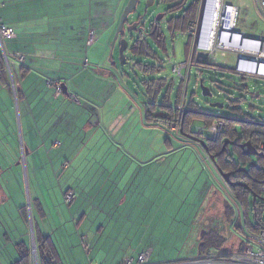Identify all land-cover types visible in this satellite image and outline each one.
<instances>
[{
	"label": "rangeland",
	"instance_id": "374dc122",
	"mask_svg": "<svg viewBox=\"0 0 264 264\" xmlns=\"http://www.w3.org/2000/svg\"><path fill=\"white\" fill-rule=\"evenodd\" d=\"M62 1L66 5H70V2L74 1L77 5L79 2L77 5L79 9H76V11L74 10V12H72L73 15L70 14L72 16H70L68 20L62 22L58 21L56 23L59 24L64 22L65 24H69V31L67 30V27H63L65 30L64 33L69 36L70 43L73 45V49H69L68 51H70L69 53L73 54L74 57L79 58V63L82 64L83 68L85 67L88 69L87 71L89 73L94 74L90 76V79H86V76L83 73L74 76L76 68L72 66L68 67L66 65L63 67L60 66V63H62L61 58L49 59L48 56V59L45 56L42 58V61L46 62L43 66L45 74H49L51 72L55 73V70L57 69L59 70L58 74H61V70L67 71L68 69L74 70V73L68 75L65 73L67 78H70L69 85L67 86L70 98H63L64 106L58 116L60 120L53 125L56 128V131L47 130L45 124L43 122L40 123L39 115L35 111L31 114H27L24 110H22L20 114L17 113V128L15 131L13 130L15 128H13L12 132H15L14 135L17 139L18 145H26L30 149L33 154L30 156L33 157V159L28 158L29 155L24 153L23 150L20 164L7 169V173L1 174L0 182L3 186L4 182H9L10 186L14 189L19 188L21 184L24 194L25 191L28 193V196H25L28 204L30 192L28 180L25 174L27 173V170L28 172L30 171L31 176H33L34 171L32 169L38 167V170L42 171V173L52 176L55 173V170L57 171V168H59L57 166L56 169L53 168L54 163L52 158H59V154H63L68 150L72 154L69 156V160H73L71 170L75 171L80 179L84 175L83 180H85L86 175H88L87 170H89L90 174L94 173L91 172V170H100L103 166L110 170L108 167L109 160H112L111 157H114V152L120 148L122 149V152L120 153H125V155L127 154L128 158H125L128 162H122L123 166L128 167H125L124 169L119 168L120 171L118 170L119 173L117 175L127 174L128 176H131L135 174V169L138 166L136 163L129 162L131 155L139 157L144 155V157H148L149 159L155 156L168 157L170 154L177 155L176 157L160 159L156 157L155 159L157 160L154 161L151 164L152 166H149L150 168L148 167V169L160 170L167 169V166L170 164L183 165L188 162V158L186 157L193 155V152L190 150L192 146L189 148L185 144H182L174 133L172 134L165 129H160V127H156L152 130L150 128L149 131L141 130L142 125L140 124V108L142 107L146 112L145 107L150 108L154 103L152 101H155V96H153L154 94L152 95L149 91L148 83H150L153 78L158 79L162 75L151 74V77H146L140 70L135 68V64L132 62V58L134 56L132 53L134 43H131V36L133 34L136 35V33L129 32V27H131L136 20L140 18H143V22L146 21V25L149 26L152 20L156 21L158 16L164 14L160 20V24L164 27L165 31L163 36L166 39L165 48L168 50L167 55H164V75L169 79H174L177 85L182 82L181 78L184 77L183 86L185 91L187 90V102L194 100L203 112L212 113L216 116L236 118L239 120L252 119L254 122L264 123V78L249 74L244 75L228 70L218 71L203 69L196 66L191 67L189 64V50L193 46L194 39L179 32L174 37L173 33L171 34V32H169V27L167 26V23H169L168 20L175 19L176 21L178 16L180 17L183 13L181 11H174L165 14V11L171 5L169 2L167 3L164 0H154V2L150 0H140L137 10L129 15L127 24L125 25V38L129 40L130 45L128 50L125 52L127 62L122 64L120 41L121 39H124L123 36H121L120 41H118L115 45H113V43L115 35L120 27V21L124 10L131 0H128L121 15L117 19V27L116 25L110 27L109 21H113L114 18L109 19L108 13H110L112 8L107 7L106 9H101L104 11V15L101 19H104L106 23L108 22L110 30L104 32L103 29H96L95 42L92 45H86L85 47H82V43L85 42V27H88L89 24L93 26L100 18V10L95 8L97 3H94V8L90 12L87 5L85 3L84 4L86 6L82 4V1ZM196 1H199V4L201 2V0H186L184 3L185 9H196ZM224 1L226 4L237 5L239 7L236 30L238 32L245 33V35L249 38L258 39L264 42V19L260 16L256 0ZM115 3L116 0H106L105 4L114 5ZM65 10L70 9L67 7ZM98 11L99 14L97 17ZM90 21H93V23H89ZM56 27L58 28L57 24ZM54 28L52 29L54 30ZM208 34L209 30L207 29L206 37H208ZM59 36L60 34L50 35L47 38H52L53 40H56L57 44L59 43L60 45H63V41L62 39H59L61 38ZM17 37L18 39L16 40V44H20L22 39H25L26 42L30 41L33 43V39H35V36L32 38L30 35L19 34ZM45 37L46 36H44V38ZM75 40L81 43L76 45L74 44ZM151 44L154 45L155 42L153 41ZM13 45L14 44L12 43L7 44V49L9 51L12 50ZM105 45L107 46L105 47ZM78 46L80 48L77 49ZM73 51H77V54ZM218 56L219 59L217 61L220 65H227L229 68L235 67L234 55L228 54L226 56H222V52H219ZM101 60L104 66H108L113 69L114 75L112 73V75L109 74V71L101 73L102 69L100 70L97 66H94L95 62L99 63ZM183 64H187L188 68H184L182 70L183 77H181L174 69L176 67L179 69ZM201 80L204 81L205 87L209 88L213 92L214 96L212 98L203 95V90L200 88ZM245 84L247 85L246 89H244ZM43 86H45V84ZM177 89L178 86L172 94V106H175L176 104ZM247 92L250 93L248 94ZM158 99L162 100V94L161 97H158ZM234 99L238 101L237 110H233L234 105L231 100ZM212 104H222L223 107H215L212 106ZM21 106L23 107V103ZM70 106L79 109L78 119H76L73 112H69L71 111L68 110V107ZM158 111L159 113H163L161 108H158ZM26 118L29 119L31 123L32 128H30V130L27 129ZM94 118H96L98 122V125L95 127L96 130L88 131L85 129L86 120H90L89 123H92ZM114 124L117 126L116 130L118 131V137L112 135L110 136L109 134L110 126H114ZM121 125L122 127H120ZM193 125L194 127L199 128L202 125L201 120L196 119L195 122H193ZM96 132L98 133L95 136ZM106 133L107 136L104 135ZM123 137H126L125 140H123ZM136 138L140 139L135 144L130 145L129 139L135 141ZM167 138H169V140ZM45 142H47V145ZM52 143H57V148H53ZM170 144H172V146H170ZM178 149L181 150L177 151ZM193 149L195 150V147ZM196 152L201 158V167L202 164H209L211 167V163L213 164V162H211V160H207V153L202 148L196 149ZM50 154H52V156ZM105 154H108L110 157L107 162L104 160V163L100 164L99 162V164H97L93 161L95 156L100 157ZM89 157H92V161L89 160ZM178 157L179 162L175 161ZM255 158L253 159L254 163H257ZM203 159H206V164L203 162ZM180 160H182V162H180ZM23 161L26 162L25 165ZM191 162L192 161L190 160V163ZM10 164L13 165L14 163L10 162ZM66 165L68 166V162ZM179 168L183 169L182 167ZM137 169H139V167ZM200 170L202 169L200 168ZM83 171L86 172L83 173ZM118 171L114 172L117 173ZM204 171H207L209 176L212 177L207 168ZM101 173L102 172H99L98 175ZM9 176L11 178H8ZM218 177L221 178V182H223V178L221 176ZM204 179L207 180L208 177L206 178L205 174H201L199 179L200 183L193 189H189L188 187L184 188V186H182L180 193H178L179 196H176L181 198H176L177 201L174 204L166 205L171 207H165L159 211V219L161 220V223L168 224L166 226H159L158 233L160 234V241L154 244V254L150 256L151 262L159 263L183 260L196 257L201 252L202 254L212 255L224 254V252L232 254L241 250V243L239 240H243L242 237L238 234L232 236L228 232L229 227H231L230 229L233 231L231 232L232 234H235L237 229L234 222L230 223L231 225L229 224L226 209H224L225 212L221 213V206H217L213 202L209 201L206 203L202 202V199L205 198V192L202 191ZM113 180L114 178H111V182ZM47 183H45V189H43V202L47 204V208L51 207L52 209L54 206V210L59 216L58 220L53 221V225L49 227V233L56 230V227H60V231L58 233L56 231L55 236L57 238L62 236V234H65L66 236L67 231L72 229L74 224L78 222L85 212V215H88V211L80 209L76 210L75 207L79 206L80 203V206L90 207V202L94 201L98 194H96L95 198H92L94 195L85 194V191L89 189L78 187L79 189L76 193L75 191H67L68 193L66 192L62 198V193L57 192L56 189V195L50 188L47 187ZM7 185L8 183L6 186ZM53 186L60 189L58 179H55ZM48 189L50 190L48 191ZM176 190L177 192L179 190L178 183L176 184ZM72 193H75L74 200L72 199L73 201H67L66 194ZM219 194L221 195V192H219ZM112 196L116 197L117 195L114 194ZM212 197L214 201H218L220 196L216 194L212 195ZM197 198H199L198 201H196ZM62 199L64 203L63 205L59 204V202H62ZM179 200H182V203L179 204ZM97 202L98 200L95 201V203ZM234 206L236 209V205ZM51 209L49 208V210ZM119 212L120 211H115L118 217ZM61 213L64 215L62 221L60 218ZM90 213L92 214L85 219L83 224L86 225L88 224V221H93L96 216H100L97 214L96 210L90 211ZM29 222H32V218L31 221L29 219ZM85 225L81 226L82 230L85 228ZM14 229L15 237L13 238H17L19 240L22 239V241L32 245V238L29 234V227H27L26 222L16 225ZM249 229H251V227ZM208 232L209 234L206 235ZM67 239L68 237L66 236V241ZM69 242L71 245L70 240ZM1 245L5 247L4 250L6 251L7 245L5 243H1ZM59 245L60 247H63L62 243ZM201 245H205L206 247L201 249ZM30 247L31 246H29V248ZM4 250L3 252H5ZM69 251L70 249L66 247L67 255L69 254ZM0 263L9 264L5 258H3V261L0 260Z\"/></svg>",
	"mask_w": 264,
	"mask_h": 264
},
{
	"label": "crops",
	"instance_id": "0c3cea01",
	"mask_svg": "<svg viewBox=\"0 0 264 264\" xmlns=\"http://www.w3.org/2000/svg\"><path fill=\"white\" fill-rule=\"evenodd\" d=\"M77 1H82V4L85 3L90 12L94 8V3L96 2L97 5L95 8L100 10V14L99 11L97 12V17L98 14L100 15L99 21H96L93 26L89 24L88 27H85V42L82 43V47L87 45L90 31L95 32L96 29H103L104 32H107L110 30L111 26L116 25L117 27V19L128 2V0H116L114 5H106V0ZM85 4L84 6H86ZM77 5L75 1L70 2V5H66L62 0H0V24L4 23L13 27L17 36H19V34L30 35L32 38L35 36L33 43L30 41L26 42L25 39H22L20 44H16L18 37H16L15 41L7 43L14 44L12 50H10L13 57L10 59L13 62V77L20 87V98L17 100L15 99V92L7 86V78L5 77L4 80L3 78H0V175L7 173V169L20 164L23 152L22 147L25 148L24 153L29 155L28 158L33 159V157L30 156L32 154L30 149L26 145H18L17 139L14 135L15 132H12L13 128H15L13 129L14 131L17 128V113L20 114L21 111L24 110L27 114H31L35 111L39 115L40 123L43 122L47 130L56 131V128L53 125L60 120L58 116L64 106L63 98H69L70 96V94L64 93L63 84L65 83L67 86L69 85L70 78H67L65 73L67 75L72 74L74 73V70H61V74H58L59 70L57 69L55 70V73L51 72L45 74L43 66L46 62H43L42 58L44 56L47 59L48 57L49 59L61 58L62 63H60V66L63 67L66 65L68 67L72 66L76 68L74 76L83 73L86 76V79H90V76L94 74L89 73L87 71L88 69L82 67V64L79 63V58H76L73 54L69 53L70 51L68 50H72L73 45H71L69 36L64 33L65 30L63 28L67 27V30L69 31V24H65L64 22L59 24L56 23L58 21L62 22L68 20L69 17L73 15L72 12L79 9ZM67 7H69L71 11L65 10ZM107 7L112 8L110 13H108L109 19L114 18L113 21H109L110 27L108 22L106 23L104 19H101L104 15V11L102 10ZM89 23H93V21H90ZM56 24L58 25V28L56 27ZM52 28H54V30ZM59 34V37H61L59 39H62L63 45H60L59 43L57 44L56 40H53L52 38H47L50 35ZM44 36L46 37L44 38ZM79 43L81 42L76 40L74 42L76 45H79ZM106 46L107 45H105V47ZM78 48L80 47L78 46L77 49ZM191 49L189 51V57L191 56ZM73 52H76L75 54H77V51ZM21 54L24 55V59L22 60L20 57H17V55L21 56ZM94 66H97L100 70L102 69L101 73L109 71V74L112 73L114 75L113 69L104 66L102 60L99 63L95 62ZM7 74L10 83L9 71H7ZM145 76L147 77V75ZM44 84L45 86H43ZM58 85L61 86V91H58ZM22 103L23 107L21 106ZM145 108L146 112L142 107L140 108L141 130L149 131L150 128L152 130L156 127H160L159 124L150 123L146 119L148 108ZM68 110H71L69 112L74 113L76 119L79 118L78 108L70 106L68 107ZM199 120H201L202 123L200 127H203L205 121L202 119ZM26 121L27 129L30 130V128H32L31 123L27 118ZM89 122L90 120H86L85 129L88 131L96 130L95 127L98 125L96 118H94L92 123ZM120 127H122V125ZM116 128V124L110 126V136L118 137V131ZM196 128L198 127H194V129ZM98 132H96L95 136ZM104 135L107 136V133ZM125 138L126 137H123V140H125ZM139 139L140 138H136L135 141L129 139L130 145L135 144ZM177 139L189 148L192 146L190 150L193 152V155L186 157L188 158L187 163H184L183 165L170 164L167 166V169L164 170L148 169V167H151V164L157 160L155 159L156 157L160 159L176 157L177 155L170 154L168 157L155 156L150 159L144 157V155L142 157L131 155L129 162L136 163L139 167V169L136 167L135 174L131 176H128L127 174L117 175L120 171L119 168L124 169L125 167H128L123 166L122 162H128L126 160L128 158L127 154L120 153L122 152L121 148H118L119 150L114 152V157H111L112 160H109L108 167L110 170L104 166L101 167V171L98 169L91 170V172H94L93 174H90L89 170H87L88 175L85 177L87 180H83L84 175L80 179L78 174L71 170L73 161L69 160V156L72 155L71 152L68 150L63 154L61 153L59 154V158H52L54 163L53 168L56 169V166L59 167L57 168V171L55 170V175L48 176L38 170V167L32 169L34 171L33 176H31V172H28V170V175L25 173L30 192L29 204L25 199V196H28V193L25 191L24 194V190L20 183V187L14 189L10 186L9 182H4V186L0 182V247L1 243L7 245V250L1 255L0 260L3 261V258H5L10 264L12 260L19 258L15 247L16 244L15 242L13 243V241L17 239L13 238L15 237L14 227L23 222H26L27 227H29V225L32 224V222H29V219L31 221V218H34L36 222L37 237L44 240L47 239L48 243L53 242L54 249L57 252L60 261L59 264H121L126 259H133L136 261L139 254L144 251H150L151 255H153L154 244L160 241V234L158 233L159 226H166L168 224L161 223V220L159 219V211L165 207H171L166 205L174 204L177 201L176 198H181L176 196H179L178 193H180L182 186H184V188L188 187L189 189L196 187L200 183L199 179L201 174H205L206 178L208 177L207 180L204 179L202 186V191L205 192V198L202 199V202L206 203L209 201L217 206H221V213L225 212L224 209H226L229 224L234 222L237 229V232L232 234L231 232L233 231H231V227H229L228 232L232 236L238 234L244 239L245 234L243 231L247 233V229L252 227L251 219H254L252 215H249L247 205L242 201H238L231 190V187H229L224 179L223 182H221V178L218 177L221 175L218 174L219 171L212 158L211 162H213V164L211 163V167L209 164H202L201 167V158L198 156L196 149L202 148L203 150H206L204 145H201V143L184 135L177 137ZM45 144L47 145V142H45ZM52 144L53 148L57 146V143ZM170 146H172V144H170ZM194 147L195 150L193 149ZM179 150L181 149H178L177 151ZM50 155L52 156V154ZM100 157L95 156L93 161L97 164L100 162L101 164L104 163V160L107 162L108 158H110L108 154ZM89 160L92 161V157H89ZM190 160L192 161L191 163ZM175 161L179 162V157ZM10 162L14 164L12 165ZM67 162L68 166L66 165ZM180 162H182V160H180ZM203 162L206 164L204 159ZM23 163L25 165L26 162L23 161ZM179 167H182L183 169ZM200 168L203 171L200 170ZM206 168L210 171L212 177L209 176L207 171H204ZM114 171L118 172L116 173ZM84 172L86 171H83V173ZM99 172L102 173L98 175ZM8 178L11 177L9 176ZM111 178H114L112 182ZM55 179H58L60 189L53 186ZM7 183L8 185L6 186ZM45 183H47V187L50 188L53 193L56 194V189L57 192L62 193V198L67 191H75L76 193L80 187L89 189L85 191V194L94 195L92 198H95L96 194H98L96 199H93L94 201L90 202V207L80 206L81 203L79 206L75 207L76 210L80 209L88 211V215L86 216L85 212L78 222L74 224L72 229L67 231L66 236L71 241V245L68 239L66 241L65 234H62L59 238L55 236L56 231L57 233L60 231V227H56V230L49 233V227L53 225V221L58 220L59 216L54 210V206L52 209L49 207L51 209L49 210L47 204L43 202L44 199H42V195H44L43 189H45ZM177 183L179 185L178 192L176 190ZM104 188L107 189L105 190ZM50 189H48V191ZM219 192H221V195ZM114 194L117 196L113 197L112 195ZM216 194L220 196L218 201H214L212 197V195ZM97 200L98 202L95 203ZM198 200L199 198L196 199V201ZM180 203H182V200H179V204ZM59 204H64L63 199ZM234 205H236V209ZM94 210H96L97 214L100 216H96L93 221H88V224L86 225L83 224L85 219L92 214L90 211ZM115 211H120L119 217ZM228 211H231L232 214L228 213ZM63 213L60 214L61 221L65 215V213L64 215ZM82 225H85L83 230L81 229ZM239 242L241 243L240 245H243L244 243L241 239ZM24 243L27 247L31 246L25 241ZM61 243L63 244V247H60L59 244ZM80 243L82 244V247ZM66 247L70 249L68 255ZM39 250L40 243L38 240V257L39 263H41ZM29 262L30 264H34L32 258H30Z\"/></svg>",
	"mask_w": 264,
	"mask_h": 264
},
{
	"label": "trees",
	"instance_id": "16d2710c",
	"mask_svg": "<svg viewBox=\"0 0 264 264\" xmlns=\"http://www.w3.org/2000/svg\"><path fill=\"white\" fill-rule=\"evenodd\" d=\"M164 1L171 4L165 13H171L174 11L183 12L180 17L178 16L176 21L175 19L168 20L169 23H167V26L169 27V32H171V34L173 33L174 37L178 32L183 35H188L190 24L196 23L199 18L201 3L199 4V1H196L195 4L197 5V8L187 10L184 7L186 0ZM160 22L161 21L152 20L149 26L145 24L143 29L146 31L141 29V34L138 39L133 41L135 43L132 49V53L134 55L132 60L135 63L136 69L140 70L142 74L147 75L148 77H151V74L162 75L158 79L153 78L150 83H148L149 91L152 95L154 94L153 96H155V101H153V105L148 108L146 119L150 123L159 124L162 129H165L170 133H172L170 127L180 120V128L182 130H180L179 133H174L176 137H181L183 135L189 136L192 134L199 139L202 138L201 140H207V150L210 155L216 156V161H214L216 166L220 167L225 173H232V182L241 183L236 186H230L228 183L227 184L231 187V190L238 201H242L247 205L249 215H252L254 218L251 219V230L254 234H256L264 228V192L261 191V188L264 187V148H261V145L264 144V123L254 122L252 119L239 120L236 118H226L216 116L215 114H208L203 112L194 100L187 102V90L185 91L183 86L184 78H181L182 82L177 85L174 79H169L164 75V55H167L168 50L165 48L166 39L163 37L165 34L164 27L160 24ZM153 41L156 45L151 44ZM7 51L10 53L8 49ZM21 55L24 56L23 54ZM9 57L11 58L13 56ZM206 66L207 69L210 70H228L235 73L237 72L234 68H229L227 65L223 66V64H210L209 66ZM204 67L205 65H203V67L201 66V68ZM7 68L6 61L0 49V78H3L4 80L6 77L7 86L13 91V88L8 80ZM177 86L176 104L175 106H172L171 98ZM19 91L20 87L18 83H16L18 99L20 98ZM161 94L162 100H159L158 97H161ZM231 102L234 105L233 110H237L238 101L234 99L231 100ZM181 105L182 108L184 107L182 113L179 111V107ZM158 108H161L163 113H159ZM196 119H202L205 121L204 126H210L214 121L224 119L226 120L227 127L218 139H209L205 134L199 133L197 128L194 129L193 122H195ZM169 138L167 139L169 140ZM230 141L234 143L232 144ZM248 141H250L252 146L259 152L257 156H248L244 153L245 150L241 147V145ZM226 142L229 143L223 151V147ZM22 148L25 150L24 147ZM254 158L257 163H254ZM229 212L232 214L231 211H228V213ZM34 221L35 220L32 218L37 248L38 240L40 243V264H59L60 261L57 256L58 254L54 249L53 242L48 243L47 239L44 240L37 237V227ZM243 233L245 234L243 241H247V233H245V231H243ZM208 234L209 232L206 235ZM14 242L16 244L15 247L19 258L12 260L10 264H30L29 261L31 257L29 254V247H27L22 239H15ZM244 246L245 243L241 245V249H243ZM204 247L206 246L201 245V249ZM4 248L5 247L1 245L0 259L1 255L5 253L3 252ZM200 254H202V252Z\"/></svg>",
	"mask_w": 264,
	"mask_h": 264
},
{
	"label": "built area",
	"instance_id": "2783aa9c",
	"mask_svg": "<svg viewBox=\"0 0 264 264\" xmlns=\"http://www.w3.org/2000/svg\"><path fill=\"white\" fill-rule=\"evenodd\" d=\"M259 13L264 19V0H256ZM239 9L235 5L226 4L224 0H201V8L199 18L196 23H191L189 26V35H192L197 41L196 51L209 54V62L211 64L220 65L218 63L219 52L222 56L232 54L235 56L234 69L244 75H255L264 78V42L252 38H248L245 33H237ZM209 25V26H208ZM209 30L206 37V30ZM17 33L13 27L4 23L0 24V49L6 61L7 70L10 73V84L15 92L16 100V80L13 77V62L9 56H12L6 49L8 42L15 41ZM95 42V32L90 31L88 35L87 45H92ZM20 59L24 57L19 55ZM188 68L187 64L181 65L178 69H174L181 77L182 70ZM184 78V77H183ZM58 91H61V86L58 85ZM184 107H179L182 113ZM181 122L180 120L174 123L170 130L172 133H179ZM226 120L218 119L210 126L197 128L199 133H208L213 139H218L226 130ZM264 148V144L261 145ZM207 155V160H211L208 150H204ZM206 161V159H204ZM264 192V187L261 188ZM75 194H67V201L74 198ZM29 234L32 238L30 247V255L34 264L39 263L38 248L33 224L29 227ZM247 241L244 240L245 246L238 252L224 254H199L196 257L171 262H151L150 251H144L139 254L136 261L126 259L122 264H264V228L254 234L251 229L247 230Z\"/></svg>",
	"mask_w": 264,
	"mask_h": 264
},
{
	"label": "water",
	"instance_id": "95a60500",
	"mask_svg": "<svg viewBox=\"0 0 264 264\" xmlns=\"http://www.w3.org/2000/svg\"><path fill=\"white\" fill-rule=\"evenodd\" d=\"M150 1L154 2V0H150ZM139 2H140V0H131L129 2V4L127 5V7L125 8L123 16H122V19L120 21V27H119L116 35H115V39H114L113 45H115L118 42V40L120 38V35L123 36V34L125 33V25L127 24L128 17H129L130 14H132L133 12H135L137 10V6H138ZM163 16H164V14L158 16L157 21H160ZM141 25L142 26L145 25L144 23L142 24L141 20L135 22L131 27H129V32H137L140 35L141 34V29H140ZM236 32L237 33H241V32H238V31H236ZM131 39H132V36H131ZM255 40H258V39H255ZM258 41H261V40H258ZM120 44H121V47H120L121 62H122V64H124V63L127 62L125 52L128 50V47H129L130 43H129V40L124 38V39H121ZM196 45H197V41L195 40L194 43H193V46H192V53H191V57L192 58H191V60H193V58L196 56V58L198 60L200 59L199 61L202 64L209 63V54L208 53H204V52H197L196 51ZM63 88H64L63 89L64 93L68 94L69 93L68 87H67V85L65 83L63 84ZM200 88H201V90H203V95L204 96L209 97V98H212L214 96L213 92L209 88L205 87L203 80L200 81ZM246 88H247V85L245 84L244 85V89H246ZM247 93L249 94L250 92H247ZM212 106L223 107L222 104H220V105L219 104H212ZM188 137L193 139V140H195V141H197V142H200L201 144H203L205 149L207 150L206 141L201 140V139L195 137L192 134L189 135ZM228 143L229 142H226L224 144L223 151L227 147ZM230 143L233 144L234 142L230 141ZM241 147L245 150L244 153L246 155H248V156H257L259 154V152L252 146L250 141L246 142L245 144H242ZM211 158H212L213 162L216 161V156L215 155H211ZM217 169H218L219 174L221 175V177L230 186H236L238 184H241V183H234V182L231 181V174L232 173H225L220 167H217ZM242 169L245 170L244 168H242Z\"/></svg>",
	"mask_w": 264,
	"mask_h": 264
},
{
	"label": "flooded vegetation",
	"instance_id": "af4514ba",
	"mask_svg": "<svg viewBox=\"0 0 264 264\" xmlns=\"http://www.w3.org/2000/svg\"><path fill=\"white\" fill-rule=\"evenodd\" d=\"M201 3V2H200ZM142 21V24L144 23V24H146V21H144L143 22V18H140V19H138V20H136V22L137 21ZM144 28V26H142L141 25V27H140V29H143ZM144 30V29H143ZM144 31H146V30H144ZM137 35H135V34H133L132 35V41H131V43H135V42H133V41H135V40H137L138 39V37H139V34L137 33V32H135ZM125 34H126V32L123 34V38H125ZM121 36L122 35H120V38H119V40L118 41H120V39H121ZM189 37L190 38H192V39H194V41H195V38H193V36L192 35H189ZM194 43V42H193ZM130 45V44H129ZM190 45H192V44H190ZM191 53H192V49H191ZM191 56H190V58H189V64H190V66L192 67V66H196V67H200L201 68V66L203 67V65H205V67L203 68V69H207V66L206 65H210V62L209 63H207V64H202L197 58H196V56L193 58V60H191ZM127 59V58H126ZM133 59V58H132ZM134 63V62H133ZM183 122V121H182ZM206 135V134H205ZM204 135V136H205ZM206 137L207 138H209V139H213L208 133H207V135H206ZM210 157H211V155H210Z\"/></svg>",
	"mask_w": 264,
	"mask_h": 264
},
{
	"label": "bare ground",
	"instance_id": "6f19581e",
	"mask_svg": "<svg viewBox=\"0 0 264 264\" xmlns=\"http://www.w3.org/2000/svg\"><path fill=\"white\" fill-rule=\"evenodd\" d=\"M137 35V34H136ZM133 40V39H132ZM184 118V117H183ZM182 130V129H181ZM202 139V138H201ZM205 141V140H204ZM207 141V140H206ZM201 145H203V144H201ZM204 148V147H203ZM230 187V186H229Z\"/></svg>",
	"mask_w": 264,
	"mask_h": 264
}]
</instances>
